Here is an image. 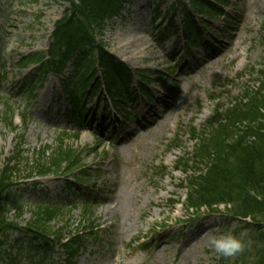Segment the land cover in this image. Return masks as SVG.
Masks as SVG:
<instances>
[{"label":"rangeland","instance_id":"rangeland-1","mask_svg":"<svg viewBox=\"0 0 264 264\" xmlns=\"http://www.w3.org/2000/svg\"><path fill=\"white\" fill-rule=\"evenodd\" d=\"M175 1L128 0L121 18L100 38L117 62L132 71L131 89H136L140 73L170 79L160 87L146 86L153 99L145 101L140 94L128 103L124 118L105 106L104 99L99 110L96 99L87 102L99 117L109 115L101 131L92 125L69 124L64 118L68 107L54 75L45 77L33 103L24 95L26 88L19 90L33 74L30 69L20 71L18 61L47 50L53 24L68 7L67 0H0V166L20 135L24 156L31 158L35 149L54 147L63 130L71 132L73 127L78 132L77 139L64 143L84 149L81 160L92 174L88 182L74 185L79 176L73 173L20 187L21 226L36 204L62 206V216L51 226L61 229L67 239L80 235L83 244L75 264H128L137 253H143L141 264H219L222 256L208 246L207 234L239 232L225 214L204 212L188 220L180 205L186 195L184 176L174 167L178 159L191 156L190 128L202 132L216 102L226 106L245 88L256 87V75L246 71H264V0H209L228 3L223 9L226 20L213 19L212 27L202 33L203 43L194 49L179 35L163 40L160 36L169 17L174 27L181 26L180 16L171 12ZM71 72L68 66L66 74ZM7 107L14 112V132L1 119ZM86 189L93 199V223L81 217ZM18 250V245L12 246L4 259L22 264L29 255ZM65 258L53 248L45 264H64Z\"/></svg>","mask_w":264,"mask_h":264},{"label":"trees","instance_id":"trees-1","mask_svg":"<svg viewBox=\"0 0 264 264\" xmlns=\"http://www.w3.org/2000/svg\"><path fill=\"white\" fill-rule=\"evenodd\" d=\"M127 1L67 0L68 7L54 23L47 51L23 56L18 62L20 69L37 65L39 76L51 73L59 79L61 96L70 108L66 118L72 121L86 120V98L91 100L105 95L114 107L123 110L127 102L137 97V91L129 88V72L115 61L100 40L105 30L121 18ZM176 3L174 10L182 17L183 38L191 47L198 44L201 37L199 23L202 27H210L208 22L223 17V8L227 5L209 0H178ZM173 24L170 18L168 28L160 34L162 39L172 31L178 32L172 29ZM68 66L72 72L66 75ZM169 68V71L173 70ZM246 72L256 75V87L245 88L242 96L226 106L215 103L203 131L190 128L193 154L190 159L177 161L176 167L182 168L185 176L184 206L190 216L199 215L202 209L219 213V207L223 206L231 220L250 229L244 251L235 257H221L219 264H264V71L250 69ZM169 81L166 75L150 79L140 74L138 92L150 99L144 84L164 85ZM28 96L30 101L36 98L33 88ZM12 115V110L7 107L1 119L13 132ZM22 120L25 124V115ZM91 120H96V115H91ZM77 137V131L63 130L57 135L54 147L35 149L29 158L24 156L23 135L18 136L14 151L0 166V264H18L14 258L4 259L9 258V248L16 245L18 252L27 250L29 255L22 264H45L53 248L63 251L64 264H75L83 244L80 235L67 239L61 229L51 226L62 216V206L36 204L29 220L21 226L24 206L22 194L17 192L28 184L26 182L36 185L35 179L59 174L75 173L79 176L76 182H88L92 174L81 160L84 149L76 150L64 143L67 138L75 140ZM189 170L193 172L190 175ZM86 193L82 195L84 199ZM81 217L88 223L94 222L88 197L83 201ZM247 219L249 223L244 222ZM14 235L18 237L12 240Z\"/></svg>","mask_w":264,"mask_h":264},{"label":"clouds","instance_id":"clouds-1","mask_svg":"<svg viewBox=\"0 0 264 264\" xmlns=\"http://www.w3.org/2000/svg\"><path fill=\"white\" fill-rule=\"evenodd\" d=\"M246 230L238 234L233 231H224L219 234H207V244L215 254L224 258L235 257L237 254L244 251L246 244ZM143 253H137L133 256L128 264H141Z\"/></svg>","mask_w":264,"mask_h":264}]
</instances>
